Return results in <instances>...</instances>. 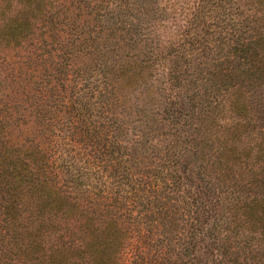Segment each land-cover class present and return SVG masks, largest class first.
I'll return each mask as SVG.
<instances>
[{"label": "trees", "instance_id": "1", "mask_svg": "<svg viewBox=\"0 0 264 264\" xmlns=\"http://www.w3.org/2000/svg\"><path fill=\"white\" fill-rule=\"evenodd\" d=\"M0 264H264V0H0Z\"/></svg>", "mask_w": 264, "mask_h": 264}]
</instances>
